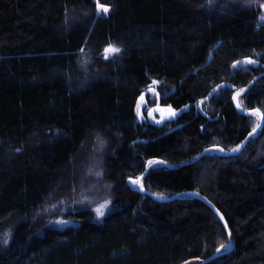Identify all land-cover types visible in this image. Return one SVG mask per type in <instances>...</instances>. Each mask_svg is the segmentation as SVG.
I'll return each instance as SVG.
<instances>
[{"label": "trees", "instance_id": "16d2710c", "mask_svg": "<svg viewBox=\"0 0 264 264\" xmlns=\"http://www.w3.org/2000/svg\"><path fill=\"white\" fill-rule=\"evenodd\" d=\"M100 3L0 0V264H264V0Z\"/></svg>", "mask_w": 264, "mask_h": 264}, {"label": "snow or ice", "instance_id": "6c2138e0", "mask_svg": "<svg viewBox=\"0 0 264 264\" xmlns=\"http://www.w3.org/2000/svg\"><path fill=\"white\" fill-rule=\"evenodd\" d=\"M212 3V0H209V4ZM261 8H264V4H261L259 5ZM96 11L98 13H103V14H108L110 12V6L104 4V3H100V0H96ZM261 20H264V16H261L260 17ZM121 51L120 48L114 46V45H109L106 49H105V56L104 58L105 59H108L109 56H114L116 54H118L119 52ZM257 61L256 60H253L251 58H245L243 61H236L232 67L235 68L237 67L238 65L240 64H247V65H254L256 64ZM154 85L157 84L158 82L157 81H153L152 82ZM150 92L158 95V93H156V90L155 88L153 87H149L148 89ZM246 91V89H241L240 92H237L236 95L233 97V100L237 101V108H241V104L238 102V98ZM143 101H144V97L141 96L140 97V102L137 104V114L140 115L141 119L143 118V115L141 113V107H142V104H143ZM199 103H203V101H200ZM154 111H158V112H161V113H167L169 116H175L176 115V112L171 108V106H169L167 109H163V108H160L159 105L155 108V109H152L149 111V115H151L152 112ZM248 114L251 115V116H254V117H258L261 121H264V111H261L260 109L258 108H254V109H250L248 111ZM257 128L260 127V125L258 124L256 126ZM256 129H253V132H255ZM251 135V133L249 134ZM220 151H224V149H219ZM231 151L233 152H238L240 151V146L236 147V148H233L231 149ZM157 163H163V161H153V160H150L148 161V165L151 166L153 164H157ZM130 179V183L134 184V185H140L141 188H143V185L140 183V179L137 178L135 180H132L131 178ZM107 207V204H102L100 207L96 208V212L98 215L102 216L104 214V208ZM221 219H223V216H221ZM58 223H66V221H58ZM230 235V233H229ZM5 243H7V240H5ZM226 248V245H224L223 243L220 245L219 248H217V252H220L221 250L225 249Z\"/></svg>", "mask_w": 264, "mask_h": 264}, {"label": "water", "instance_id": "95a60500", "mask_svg": "<svg viewBox=\"0 0 264 264\" xmlns=\"http://www.w3.org/2000/svg\"><path fill=\"white\" fill-rule=\"evenodd\" d=\"M225 86V84H222V85H219V86H216V87H214L213 88V90L209 93L210 95L205 99V100H210L212 97H213V95H214V93L217 91V90H219V89H221V88H223ZM249 87V86H248ZM248 87H246V88H244V89H248ZM237 92H240V89L239 90H236V92L235 93H237ZM236 95V94H235ZM234 95V96H235ZM143 97H145V94H143ZM233 102H234V105L236 106V104H237V101H235V100H233ZM238 102H239V100H238ZM157 106H155V108H156ZM154 108V109H155ZM160 108H163V107H160ZM168 108V107H167ZM167 108H163V109H167ZM236 108H237V106H236ZM242 113H244V114H246V115H249L248 114V112H244V111H242L241 110V108H238ZM175 111V110H174ZM175 116H169L168 114L166 115V114H163V116L161 117V119L160 120H168V119H173ZM263 122L264 121H261V124H260V127L258 128V129H256L255 130V132H250L251 133V135H253L254 133H256L258 130H260L261 129V126H262V124H263ZM251 135H248L247 136V138H246V140H245V142L240 146V150L246 145V143L249 141V138H250V136ZM215 149H221V148H219V147H215V148H210V149H208V151H211V150H215ZM222 152H224L225 154H229V155H235V154H238L239 153V151L238 152H229V151H222ZM140 179V183L142 184V178L140 177L139 178ZM140 186V185H139ZM140 190H142V192H145V193H148V192H146V190H144L143 188H139ZM154 199H156V200H161V199H158L155 195H152L151 193H149ZM196 197H198V198H200V199H202V200H204L205 202H208L209 204H210V206L215 210V208H214V206L209 202V201H207L206 199H203V197H201L200 195H197L196 194ZM163 200V199H162ZM219 215H220V217L222 216L220 213H219ZM223 221H224V219H222Z\"/></svg>", "mask_w": 264, "mask_h": 264}, {"label": "rangeland", "instance_id": "374dc122", "mask_svg": "<svg viewBox=\"0 0 264 264\" xmlns=\"http://www.w3.org/2000/svg\"><path fill=\"white\" fill-rule=\"evenodd\" d=\"M261 16H264V8H262V14H261ZM260 16V17H261ZM260 22L261 23H263L264 24V20H261L260 19ZM105 54V53H104ZM111 56V55H110ZM235 93V92H234ZM235 95V94H234ZM212 99V98H211ZM210 99V100H211ZM155 107H152V106H150V103H148V101L144 98V101H143V104H142V107H141V113H142V115H143V117H144V115L146 114V115H148L149 117H150V119L151 120H155V118L157 117V116H160V119H161V117L163 116V114H166L167 115V113L165 112V113H161V112H158V111H154V112H152L151 113V115H149V111L150 110H152V109H154ZM147 117V116H146ZM159 119V120H160ZM130 185H131V187L132 188H137L138 189V185H134V184H132V183H130ZM103 188V190L105 189H107V188H105V187H102ZM87 201V200H86ZM89 201H87V202H85L86 204L88 203ZM91 203H93V202H89L88 204H91ZM102 204H107V202L105 203V202H102L101 204H98L97 206H95V207H100ZM108 209H110V207H105L104 208V214L108 211ZM104 214L102 215V216H100V215H98L97 213H96V215L99 217V218H102L103 216H104ZM70 224H73V225H75V223H70Z\"/></svg>", "mask_w": 264, "mask_h": 264}, {"label": "bare ground", "instance_id": "6f19581e", "mask_svg": "<svg viewBox=\"0 0 264 264\" xmlns=\"http://www.w3.org/2000/svg\"><path fill=\"white\" fill-rule=\"evenodd\" d=\"M262 74H260V76H261ZM257 78H259V76L257 77ZM255 80V79H254ZM254 83V81L252 82V84ZM225 84V83H224ZM224 88V87H223ZM218 91V90H217ZM236 94V93H235ZM203 155V154H202ZM201 155V156H202ZM158 161H162V160H158ZM158 164H162V165H165V166H167V167H175V166H173V165H171V164H167V163H165L164 161H163V163H157V164H153V165H151V166H147V169H146V172L142 175V176H140L141 178L143 177V176H145L146 175V173L153 167V166H156V165H158ZM139 177V178H140ZM139 186V185H138ZM140 188V186L138 187V189L137 188H134V189H137V190H139V191H142V190H140L139 189ZM231 246H232V241H231V243H229V244H227V246H226V248H231ZM202 263H205V262H202Z\"/></svg>", "mask_w": 264, "mask_h": 264}, {"label": "flooded vegetation", "instance_id": "af4514ba", "mask_svg": "<svg viewBox=\"0 0 264 264\" xmlns=\"http://www.w3.org/2000/svg\"><path fill=\"white\" fill-rule=\"evenodd\" d=\"M156 106V105H155ZM147 116V119L148 120H150V121H160L159 119H160V116H157L156 118H155V120H151L150 119V117L148 116V115H146ZM145 118V117H144Z\"/></svg>", "mask_w": 264, "mask_h": 264}]
</instances>
